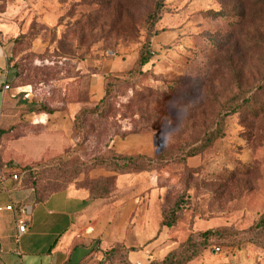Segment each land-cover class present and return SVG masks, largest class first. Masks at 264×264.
<instances>
[{"label":"rangeland","instance_id":"374dc122","mask_svg":"<svg viewBox=\"0 0 264 264\" xmlns=\"http://www.w3.org/2000/svg\"><path fill=\"white\" fill-rule=\"evenodd\" d=\"M0 36L13 69L0 159L36 200L69 187L110 190L117 174L106 164L121 142L150 159V172L127 183L157 190L145 192L129 231L140 224L150 237L184 198L153 258L198 231L230 228L235 241L210 242L190 264H264V246L245 231L264 212V117L222 114L221 136L201 141L222 105L264 76V0H0ZM144 45L152 59L132 71ZM92 74L103 79L111 113L89 131L76 117L99 103L90 99Z\"/></svg>","mask_w":264,"mask_h":264},{"label":"crops","instance_id":"0c3cea01","mask_svg":"<svg viewBox=\"0 0 264 264\" xmlns=\"http://www.w3.org/2000/svg\"><path fill=\"white\" fill-rule=\"evenodd\" d=\"M10 55V45L0 36L1 113L10 90L4 86L9 85L13 74ZM103 90V79L92 74L90 99L99 100ZM80 107L75 104L73 109ZM116 149L121 153L146 154L133 151L121 142ZM3 162L0 159V264H105V252L113 244L141 248L128 253L132 264H149L153 259L150 249L160 241L161 219L156 232L148 238L140 224H134L137 228L129 231L143 201L141 198L152 188L130 185L127 183L130 180L124 178L145 172L118 175L116 190L110 197L90 198L88 190L69 187L36 200L34 189L25 186L22 179L14 180L15 170ZM10 204L26 205L30 209L28 230L18 243L15 241L17 214L6 208ZM120 211H125V231L119 229L124 226L123 222H118Z\"/></svg>","mask_w":264,"mask_h":264},{"label":"trees","instance_id":"16d2710c","mask_svg":"<svg viewBox=\"0 0 264 264\" xmlns=\"http://www.w3.org/2000/svg\"><path fill=\"white\" fill-rule=\"evenodd\" d=\"M211 14L216 15V12H211ZM152 59V55L147 45H144L142 48L138 61L136 63V67L133 70H141L145 65H147ZM11 63V58H10ZM108 96V91L103 90V96L98 100V104L93 108L87 109L85 106H82L79 110V113L76 117V122H80V129L83 127L84 123L90 121V125L88 126V130H90L91 124H93V120L95 117L104 120L107 115L111 113V110H108L106 106V100ZM244 111L242 114L253 115L254 117L258 115H262L264 117V76L260 79L251 89H246L239 94H236L233 98H231L228 102L222 105L219 117L224 115V117L229 113H237L240 111ZM43 113L49 114L53 112L52 108H46L42 111ZM224 117H220L217 122V127L212 132L206 133L204 138L201 139L202 143L207 145L221 136L223 133V124L225 119ZM91 120H85V119ZM85 120V121H84ZM197 147H191L189 150L188 156H194L197 154ZM167 152V151H166ZM161 154H159L160 156ZM111 163L106 164L110 171L116 172L118 175L123 174H132L139 172H150V159L143 154H127V153H111L110 156ZM116 176V179H117ZM107 182L115 180L114 177H107ZM93 184V183H92ZM89 191L90 198H105L110 197L113 194V189L116 190V183L114 186L110 188V190H104L101 194H96L94 191V187H82ZM34 189V188H33ZM62 190V189H60ZM58 191V190H57ZM56 192V191H54ZM53 193V192H52ZM51 194V193H50ZM49 194V195H50ZM40 198L39 200L45 199ZM183 201L184 198L180 196L173 207L170 208L169 211H163L161 214L160 221V231L163 227H171L176 224L178 221L182 211H183ZM246 233L252 234L250 240L253 243H258L264 246V242H261L264 238V212L261 216L253 223L251 227L245 230ZM238 232H234L233 229L230 228H217V229H209L206 231H198L196 233L191 234L186 241H184L177 249L171 250L167 253L163 258H153L149 262V264H190L193 261L200 258L205 250H207L208 246L211 244L210 242L216 243L217 246L222 245V242L235 241L236 235ZM255 237V238H254ZM240 243H242L241 239H239ZM237 242V243H238ZM238 243V245H241ZM141 248L139 247H130L127 248L123 244H113L110 248L105 252V264H132L128 260V253L130 251H137ZM122 255L124 258H122ZM125 261V262H124Z\"/></svg>","mask_w":264,"mask_h":264},{"label":"built area","instance_id":"2783aa9c","mask_svg":"<svg viewBox=\"0 0 264 264\" xmlns=\"http://www.w3.org/2000/svg\"><path fill=\"white\" fill-rule=\"evenodd\" d=\"M5 89H9L10 86L6 84L4 86ZM0 148H1V143H0ZM13 179L16 181H20L21 177L17 174L13 175ZM8 210L15 211L17 214V235L15 237V241L18 243L20 240V237L24 235L27 230H28V220H27V215L30 212V209L26 205H17L14 206L13 204H10L6 207Z\"/></svg>","mask_w":264,"mask_h":264}]
</instances>
